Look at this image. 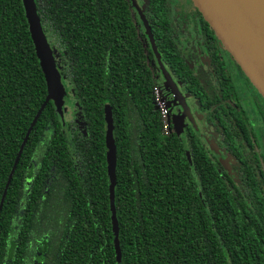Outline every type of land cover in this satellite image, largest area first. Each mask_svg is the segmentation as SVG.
<instances>
[{
	"label": "trees",
	"instance_id": "1",
	"mask_svg": "<svg viewBox=\"0 0 264 264\" xmlns=\"http://www.w3.org/2000/svg\"><path fill=\"white\" fill-rule=\"evenodd\" d=\"M32 2L70 118L49 99L11 172L47 83L23 0H0V264H264V157L247 119L234 114L236 126L217 138L232 170L193 133L161 130L156 57L202 107L214 106L217 126L224 122L219 95L204 90L175 50L163 0L146 1L139 31L129 0ZM221 96L229 97L224 85Z\"/></svg>",
	"mask_w": 264,
	"mask_h": 264
},
{
	"label": "flooded vegetation",
	"instance_id": "2",
	"mask_svg": "<svg viewBox=\"0 0 264 264\" xmlns=\"http://www.w3.org/2000/svg\"><path fill=\"white\" fill-rule=\"evenodd\" d=\"M147 0H129L132 16L137 30H143L142 12L145 14ZM166 4L170 37L175 50L180 55L187 71L191 72L197 82L208 93H217L224 105L221 111L223 125L217 126L215 116L198 102L183 82L176 78L167 65H161L156 57L155 69L156 86L168 105V115L171 119V133L183 135L193 133L205 146H210L216 159L226 169L231 165L216 146L217 138L226 130L236 126L234 114L239 112L246 118L249 135L254 143V150L264 157V98L254 87L241 67L224 48L215 32L204 19L200 11L191 0H163ZM163 69H165L174 88L179 95L174 94L171 87L165 82ZM224 85L229 92L228 98L221 96V86ZM239 119V118H238ZM223 134V133H222ZM241 148V147H240ZM248 158V149L241 148ZM247 152V154L245 152ZM252 157V156H251ZM250 159V158H249Z\"/></svg>",
	"mask_w": 264,
	"mask_h": 264
},
{
	"label": "water",
	"instance_id": "3",
	"mask_svg": "<svg viewBox=\"0 0 264 264\" xmlns=\"http://www.w3.org/2000/svg\"><path fill=\"white\" fill-rule=\"evenodd\" d=\"M209 23L224 48L229 52L245 75L264 98V0H191ZM29 29L35 45L37 57L43 70L47 95L32 119L23 141L19 147L11 172L19 159L22 148L41 110L49 99H52L58 111H61L64 86L56 68L54 58L46 38L41 30L32 0H23ZM165 82L174 94L179 95L168 72L163 69ZM106 122L105 146L107 175L109 177V198L111 223L114 233L116 258L120 260L118 242V223L114 206L116 147L113 139L112 113L109 105L104 107ZM40 264V263H38Z\"/></svg>",
	"mask_w": 264,
	"mask_h": 264
},
{
	"label": "built area",
	"instance_id": "4",
	"mask_svg": "<svg viewBox=\"0 0 264 264\" xmlns=\"http://www.w3.org/2000/svg\"><path fill=\"white\" fill-rule=\"evenodd\" d=\"M154 108L160 114L161 130L164 134L171 131V119L168 115V105L156 86L152 89Z\"/></svg>",
	"mask_w": 264,
	"mask_h": 264
},
{
	"label": "rangeland",
	"instance_id": "5",
	"mask_svg": "<svg viewBox=\"0 0 264 264\" xmlns=\"http://www.w3.org/2000/svg\"><path fill=\"white\" fill-rule=\"evenodd\" d=\"M68 103L69 102L67 100V97L66 98L64 97L63 108H64V106H66V108H67V106L69 105ZM63 116H64L65 119H69L70 118L69 107L67 108L66 112L64 111Z\"/></svg>",
	"mask_w": 264,
	"mask_h": 264
}]
</instances>
